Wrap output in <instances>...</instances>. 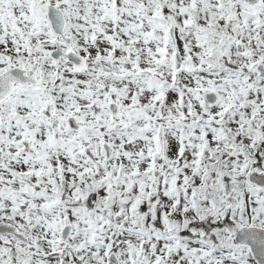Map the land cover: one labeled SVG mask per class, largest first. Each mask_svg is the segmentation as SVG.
Segmentation results:
<instances>
[{
    "label": "snow or ice",
    "instance_id": "6c2138e0",
    "mask_svg": "<svg viewBox=\"0 0 264 264\" xmlns=\"http://www.w3.org/2000/svg\"><path fill=\"white\" fill-rule=\"evenodd\" d=\"M0 264H264V0H0Z\"/></svg>",
    "mask_w": 264,
    "mask_h": 264
}]
</instances>
